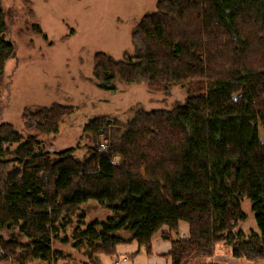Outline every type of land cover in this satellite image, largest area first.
<instances>
[{
  "label": "trees",
  "instance_id": "trees-1",
  "mask_svg": "<svg viewBox=\"0 0 264 264\" xmlns=\"http://www.w3.org/2000/svg\"><path fill=\"white\" fill-rule=\"evenodd\" d=\"M156 1L132 29L133 52L94 54L92 80L112 92L117 81L165 93L182 85L185 101L137 108L126 122L91 119L84 130L95 141L84 159L74 147L53 157L39 139L59 133L74 105L27 106L24 129L34 133L26 136L1 115L0 262L55 264L57 241L86 249L94 264L123 242L152 253L153 236L163 226L177 233L181 221L188 238L163 235L172 264H214L223 243L234 260L264 261V0ZM11 19L0 0V101L3 92L10 98L14 71L6 68L17 57ZM244 198L259 228L250 235L239 228L248 219ZM91 200L111 216L86 221L81 207Z\"/></svg>",
  "mask_w": 264,
  "mask_h": 264
},
{
  "label": "rangeland",
  "instance_id": "rangeland-1",
  "mask_svg": "<svg viewBox=\"0 0 264 264\" xmlns=\"http://www.w3.org/2000/svg\"><path fill=\"white\" fill-rule=\"evenodd\" d=\"M2 1L12 16L10 36L17 46V57L7 63V73L14 71V75L10 98L3 92L0 117L26 136L34 133L24 129L23 112L27 106L74 105L75 112L61 124L59 133L39 136L53 157H57L55 151L74 147L73 154L84 159L88 147L95 141L93 134L84 130L91 119L109 116L126 122L137 108L169 109L185 101L187 87L182 85L173 86L165 93L150 88L145 82L117 81V90L112 92L101 90L92 80L94 54L103 51L121 59L125 52H133L132 29L145 13L155 9L156 0H31L29 5L24 0ZM34 24H39L48 34V41L33 30ZM103 138L102 134L99 139L106 143ZM117 157L116 163L121 159ZM242 201L248 219L239 228L246 235L259 232L251 200ZM81 208L88 222L107 220L111 216L108 209L94 200ZM73 229L69 226L65 235H72ZM54 248L62 251L55 264H94L86 249H76L72 241H57ZM215 253L221 263L226 262V256L234 259L232 247L227 243L219 244ZM257 263L264 264V261Z\"/></svg>",
  "mask_w": 264,
  "mask_h": 264
},
{
  "label": "crops",
  "instance_id": "crops-1",
  "mask_svg": "<svg viewBox=\"0 0 264 264\" xmlns=\"http://www.w3.org/2000/svg\"><path fill=\"white\" fill-rule=\"evenodd\" d=\"M164 234H172L174 238H188L190 225L186 221L180 222L179 231H171L168 226H163L152 238V253H148L146 246L139 245L137 241L123 242L117 247L114 256L100 254L101 264H172V257L168 256L173 245L172 241L164 238ZM127 258L126 260H123ZM226 262H219L218 257L213 256L214 264H249L242 260H234L226 256ZM8 264V263H0Z\"/></svg>",
  "mask_w": 264,
  "mask_h": 264
},
{
  "label": "built area",
  "instance_id": "built-area-1",
  "mask_svg": "<svg viewBox=\"0 0 264 264\" xmlns=\"http://www.w3.org/2000/svg\"><path fill=\"white\" fill-rule=\"evenodd\" d=\"M100 146H101V149H104V148L108 147V145L106 143H101ZM117 158H119V157H117ZM114 163H116L115 159H114ZM126 259L127 258H124L123 260H126Z\"/></svg>",
  "mask_w": 264,
  "mask_h": 264
}]
</instances>
